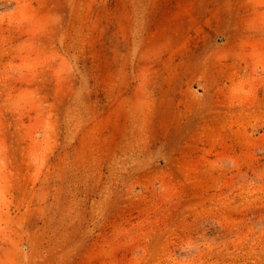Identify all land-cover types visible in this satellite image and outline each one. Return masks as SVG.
Returning a JSON list of instances; mask_svg holds the SVG:
<instances>
[{
    "label": "rangeland",
    "instance_id": "rangeland-1",
    "mask_svg": "<svg viewBox=\"0 0 264 264\" xmlns=\"http://www.w3.org/2000/svg\"><path fill=\"white\" fill-rule=\"evenodd\" d=\"M0 264H264V0H0Z\"/></svg>",
    "mask_w": 264,
    "mask_h": 264
}]
</instances>
